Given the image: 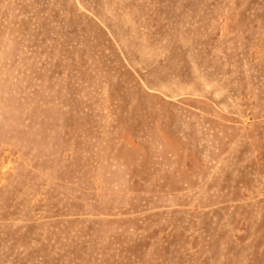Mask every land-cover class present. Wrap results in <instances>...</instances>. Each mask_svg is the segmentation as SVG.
Here are the masks:
<instances>
[{
    "label": "rangeland",
    "instance_id": "obj_1",
    "mask_svg": "<svg viewBox=\"0 0 264 264\" xmlns=\"http://www.w3.org/2000/svg\"><path fill=\"white\" fill-rule=\"evenodd\" d=\"M0 264H264V0H0Z\"/></svg>",
    "mask_w": 264,
    "mask_h": 264
}]
</instances>
